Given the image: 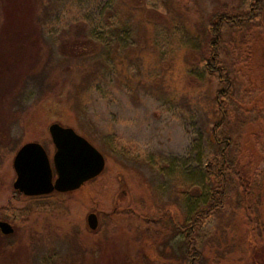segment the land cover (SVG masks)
<instances>
[{"label":"rangeland","instance_id":"1","mask_svg":"<svg viewBox=\"0 0 264 264\" xmlns=\"http://www.w3.org/2000/svg\"><path fill=\"white\" fill-rule=\"evenodd\" d=\"M253 2L0 0V219L14 228L0 233V264H189L167 228L170 218L190 221L210 196L214 92L223 88L205 68L207 55H197L202 30L212 14ZM140 16L155 27L144 28ZM253 23L224 28L228 43L251 51L248 69L222 54L235 93L249 88L255 97L222 133L264 167L255 142L257 133L264 142V18ZM53 122L88 139L105 167L86 185L39 200L13 188L12 160L30 141L51 160ZM262 185L251 233L228 188L195 234L203 264H264Z\"/></svg>","mask_w":264,"mask_h":264},{"label":"trees","instance_id":"2","mask_svg":"<svg viewBox=\"0 0 264 264\" xmlns=\"http://www.w3.org/2000/svg\"><path fill=\"white\" fill-rule=\"evenodd\" d=\"M256 17H259L261 21L264 18V0H254L253 5L242 12L234 14L214 13L210 17L209 24L202 30V40H205V47L203 45V49H200L197 55L199 56L200 53L207 55L205 68L209 75L214 76L223 88L214 92L219 120L211 129L216 154L208 164L212 181L210 196L208 201L192 214L190 221L181 222L170 218L167 228L171 234L170 237H174V239L179 237L178 242H180L181 248L176 252L180 253L185 261H189V264H203L202 253L195 245V234L207 217L223 207L227 199L228 188H235L237 191L235 213L243 216L242 220L247 225V232L251 233L254 230L252 225L259 224L264 167L256 165L254 155L248 149L245 151L238 138L233 141L229 136L222 133V127L229 125L231 120L235 119V114L245 112L247 105L252 103L255 97L253 95L255 92L249 88H243L238 94L235 93L236 81L230 75L232 65L227 66L225 64L222 54L224 52L228 54L232 64L248 69L251 51L247 43L244 50L240 49L243 43H228L224 38V28L228 26L241 30L248 25H254L251 23ZM138 22L140 25L144 24V28L152 29L155 27L154 22L143 16H140ZM249 40V33L246 31L244 41L248 42ZM248 110V113L252 112L255 107L251 104ZM257 116L264 118L260 112ZM255 142L262 150L264 142L260 139V133L255 134Z\"/></svg>","mask_w":264,"mask_h":264},{"label":"water","instance_id":"3","mask_svg":"<svg viewBox=\"0 0 264 264\" xmlns=\"http://www.w3.org/2000/svg\"><path fill=\"white\" fill-rule=\"evenodd\" d=\"M55 151L52 163L43 146L35 141L24 143L16 152L13 167L16 172L13 188L26 196L49 194L53 191L69 192L102 173L105 167L103 154L72 127L53 122L48 127ZM90 229L97 227V216H87ZM14 231L12 224L0 220V233Z\"/></svg>","mask_w":264,"mask_h":264},{"label":"flooded vegetation","instance_id":"4","mask_svg":"<svg viewBox=\"0 0 264 264\" xmlns=\"http://www.w3.org/2000/svg\"><path fill=\"white\" fill-rule=\"evenodd\" d=\"M51 137V136H50ZM52 140V139H51ZM36 142V141H35ZM53 143V142H52ZM53 145H54V143H53ZM22 146V145H21ZM20 146V147H21ZM19 147V148H20ZM54 147H55V145H54ZM44 148V147H43ZM45 149V148H44ZM17 151H18V149H17ZM16 151V152H17ZM45 151H46V149H45ZM46 153H47V151H46ZM16 154V153H15ZM15 156V155H14ZM47 156H48V158H49V160H50V157H49V155H48V153H47ZM13 160H14V157H13ZM13 160H12V165H13ZM50 163H51V166H52V170H53V179L56 177V173H55V170H54V166H53V163H52V158H51V160H50ZM13 169H14V167H13ZM14 172H15V170H14ZM15 178H16V172H15ZM86 183H87V181L86 182H83L81 185H86ZM14 184V181H13V183H12V185ZM81 187V186H80ZM54 193H61V192H58V191H53V192H51V193H49V194H45V195H38V196H30V197H32V198H39V200H41V199H45L46 197H48V196H50V195H53ZM0 220H4V219H0Z\"/></svg>","mask_w":264,"mask_h":264}]
</instances>
